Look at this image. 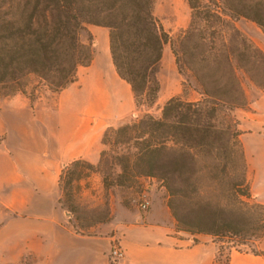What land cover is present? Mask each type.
Wrapping results in <instances>:
<instances>
[{
    "label": "trees",
    "instance_id": "trees-1",
    "mask_svg": "<svg viewBox=\"0 0 264 264\" xmlns=\"http://www.w3.org/2000/svg\"><path fill=\"white\" fill-rule=\"evenodd\" d=\"M155 0H0V94L26 92L33 77L52 92L75 82L78 68L93 59L81 40L87 24L109 30L117 74L131 87L138 104H153L164 47L172 39L154 14ZM190 25L173 43L176 63L191 72L203 99L170 98L160 118L108 129L105 144L129 147L116 157V183L130 185L156 177L169 192L167 205L177 231L211 236L220 249L248 247L264 237V204L250 189L247 162L236 126L217 123L221 112L248 105L243 73L264 91V52L238 29L249 20L264 29V0H188ZM237 124V121H234ZM134 148V150L132 149ZM132 149V150H131ZM103 152V157L106 155ZM76 160L64 178L68 210L75 212L67 187L94 170ZM252 196L257 211L244 198ZM93 224V223H92ZM229 259L225 264H228Z\"/></svg>",
    "mask_w": 264,
    "mask_h": 264
},
{
    "label": "rangeland",
    "instance_id": "rangeland-1",
    "mask_svg": "<svg viewBox=\"0 0 264 264\" xmlns=\"http://www.w3.org/2000/svg\"><path fill=\"white\" fill-rule=\"evenodd\" d=\"M154 14L172 41L164 47L157 74L161 88L153 104L137 103L130 85L120 78L113 65L109 30L92 24L86 25L80 37L82 42L91 44L93 59L89 66L78 68L75 82L55 93L33 77L25 93L0 94V201L10 203V208L15 210L14 218L27 221L18 214L39 213L57 198L58 207L66 211V224L76 235L102 238L100 245H104L108 257L111 247L106 240L115 237L125 225L144 219L150 211L160 218L161 208L165 207L178 230L167 205L169 192L163 180L141 177L124 186H107L104 181L108 176V183H116L117 175L122 171L116 157L129 149L105 144L103 139L108 129L138 121L147 114L160 118L164 104L174 96L190 101L204 97L199 83L189 70L176 63L173 53V43L177 48L181 33L191 22L188 0H155ZM236 24L243 35L264 52V29L245 19ZM241 78L248 105L221 112L217 118L219 125H235L240 133L238 113L241 115L243 110L251 109L249 104L264 92L243 73ZM64 147H69L67 152ZM105 151L107 154L103 157ZM76 160L95 168L85 169L88 174L73 180L67 187L75 208L72 212L62 201L66 197L65 172ZM48 192L50 199H46ZM145 200L150 202L146 211L141 209ZM243 201L253 212L257 211V201L252 196ZM10 208L0 203V229L10 219ZM4 235L1 230L0 242ZM253 242L249 244L256 249ZM217 247L216 260L225 264L230 255L229 246ZM238 251L253 254L244 246ZM4 254L0 253V258ZM10 257V254L6 255V258ZM107 264L116 263L110 260Z\"/></svg>",
    "mask_w": 264,
    "mask_h": 264
},
{
    "label": "crops",
    "instance_id": "crops-1",
    "mask_svg": "<svg viewBox=\"0 0 264 264\" xmlns=\"http://www.w3.org/2000/svg\"><path fill=\"white\" fill-rule=\"evenodd\" d=\"M249 105L251 109L243 110L241 115L238 113L240 139L251 192L264 204V92ZM68 148L64 147L66 152ZM50 198L48 192L46 199ZM0 203L10 208V203ZM57 203L55 198L39 213L18 214L30 223L14 218L15 210L10 208V219L0 229L5 233L0 242V253H5L0 264H107L110 261L104 245H100L103 239L76 235L66 224V211H61ZM159 214L160 218H157L150 211L144 219H137L119 230L115 237L125 256L116 264H219L216 260L219 244L211 236L200 235L194 242L193 237L176 231L173 218L165 207ZM202 237L205 240L202 241ZM106 242L111 247L112 238ZM254 246L258 254L231 250L228 264H264V237ZM9 254L11 257L6 258Z\"/></svg>",
    "mask_w": 264,
    "mask_h": 264
},
{
    "label": "built area",
    "instance_id": "built-area-1",
    "mask_svg": "<svg viewBox=\"0 0 264 264\" xmlns=\"http://www.w3.org/2000/svg\"><path fill=\"white\" fill-rule=\"evenodd\" d=\"M150 206V202L145 200L141 204V209L146 211ZM125 256V251L122 248L118 238H112L111 251H110V260L112 263H118Z\"/></svg>",
    "mask_w": 264,
    "mask_h": 264
}]
</instances>
